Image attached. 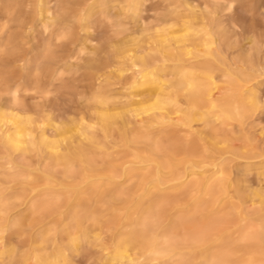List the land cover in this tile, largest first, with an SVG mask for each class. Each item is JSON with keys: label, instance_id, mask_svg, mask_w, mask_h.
<instances>
[{"label": "rangeland", "instance_id": "1", "mask_svg": "<svg viewBox=\"0 0 264 264\" xmlns=\"http://www.w3.org/2000/svg\"><path fill=\"white\" fill-rule=\"evenodd\" d=\"M43 1H46V7L49 8L48 16L51 19H40L39 16L36 18L37 12L35 11H38L39 0H0V124L5 123L10 127L16 125L12 117L15 113V104L19 103L20 107L31 110L34 118H37L34 109L41 107L49 117L43 121L45 128H48L47 134L52 139H57L61 145L64 143L63 138L68 139L77 136L76 127L79 126V118H83L88 123H85V126L91 125L95 120L94 95L98 86L112 89L115 87L117 91L114 90V92L120 93V96H126L130 94V91L141 92L143 90L141 86V88H127L131 85V80L126 73L131 68L128 66L131 62L127 59H123L124 61L121 59L123 65L121 64L119 68L115 67L108 73L106 72L98 81L96 79L97 74L102 71L100 67L111 58L112 51L117 47L114 45L122 36H127L125 44L131 50L143 47L146 53L158 54L166 48L173 51L176 46H182L183 41L185 42L183 33L191 32V27L194 25L196 26L193 28H201L205 23L208 28L226 31L227 40L220 45L222 57L228 58L229 63H232L233 60L236 62L240 57H245V59L242 58L244 64L246 58L253 54V46L249 37L264 38V0H236L231 7L227 5V0H190L201 10L203 21L188 17L186 21L193 19L191 22L194 24L189 25L186 22L187 28L185 29L177 26L175 27L176 31L173 28L172 31L165 30L167 32L161 31L160 33H155L154 29L164 17L163 15L169 9L179 6L181 1L174 4V0H145L140 6L138 16H135L125 0H95L90 6L91 9L89 7L86 10L82 20L78 18L79 8H74V6L78 7L76 3L79 0H77L78 2L75 0ZM253 4H259L260 9L258 8L253 12L251 10V7L255 6ZM71 9H74L73 15ZM182 9L183 7L179 8V10ZM136 20L139 21L136 22ZM166 34L169 35L166 36ZM177 35H180L178 40L182 39L176 41ZM199 37L201 38H197V41L194 40L197 47L192 45L194 42L190 45V42L188 43L189 46L192 45L188 47L190 51L192 50L191 52L185 48L186 51H189L187 54L189 57L190 53L193 56L197 52L201 54L214 47L207 35ZM201 40L205 44L201 43ZM45 45L50 51L47 52L46 58H43ZM161 46L164 47L163 50ZM169 46L171 47L169 48ZM49 52L50 55L53 53L52 57ZM262 54L259 53L261 59ZM187 55L185 57H188ZM62 59L63 61L68 59L69 63L60 67L62 71L60 73L59 69L60 77L56 75L51 78L47 75L44 77L39 71L34 70L36 65H43L45 61H48V65H53L56 62L58 65L59 63L62 64L63 62H60ZM35 61L38 64L35 65ZM220 62H218L219 66H221ZM163 63L169 64L170 61L165 60ZM240 67L245 68V65L236 62L235 65L231 66L235 71H238ZM41 71L44 73L46 70L43 67ZM221 73L219 70L218 75ZM52 78L53 80H51ZM218 79L220 81L221 78ZM252 82L256 83L254 84V91L260 105L254 109L256 111L246 113L242 120H230L231 126L226 129L230 140L226 144L217 145L220 151L223 150L219 156V159H223L221 163L222 178L219 180L222 181H218L217 189H219L216 194L218 201L221 200V202H219L220 208L209 209L213 219H218L217 221L220 219V226L226 224H233L232 227L240 225L242 224L241 219L246 217L250 223H254L251 230L258 222L253 217L256 218L263 212L260 210V206L264 210L259 201V196L264 195V75ZM14 90L17 91L14 93ZM152 102V99H148L144 105H150ZM152 112H162L169 118L179 115V113H174L173 109L167 111L149 109L141 115ZM70 115L75 121L67 123L63 130H54L49 125L50 119L58 122L60 119H69ZM198 124L199 122H194L193 128H200ZM18 133L14 134L13 138L15 141L18 139L19 146H22L21 140H23L24 134L22 130ZM177 133L181 136L185 134L182 129L177 130ZM97 134L102 136L98 130ZM118 140L117 133L112 132L107 143L109 145L107 151H112V153L108 157L96 155V170L87 171L75 160L70 177L64 179L63 168H60L56 172L58 180L52 182H45L40 177V168L42 169L46 163L47 159L44 156L47 157L48 151L41 148L26 155L30 179L21 184L22 186L15 184L13 187L15 192L21 193L20 201L22 204L10 212L12 223L6 226L5 232L2 234L5 247L4 252L0 254V259L5 258L4 261L10 262L18 260L21 256H26L28 264H146L145 261H140V252L135 253L133 250H128L129 253H127L130 257H127L126 253L125 258L119 260L113 259L112 252L115 243L121 237L119 235L121 226L131 222L133 213L137 210V203L147 204L150 199L156 200L160 197L161 199L157 200L156 216L160 215L161 219L158 217L159 220L161 222L167 221V225L171 226H167L165 229L170 228L171 230L168 229L167 231H173L172 229L178 226V229L181 230L179 237L185 238L189 236L188 232L189 234L191 232L194 238L190 234L191 237L189 236L188 239L193 244L195 238L197 239L195 232L197 225L206 212V210L201 209L199 198L208 182L207 178L212 171L211 166H207L206 170L202 167L203 165L192 167L193 171L190 176L183 175L172 183L157 184L155 187L157 193L148 196L145 189L141 188V179L150 180L153 170L147 163L137 162L130 147L121 144L122 142ZM1 141L0 152H3L5 148L11 152L9 145L5 144V141ZM232 148H235L236 151L232 152ZM245 151L247 152L244 156L240 153L236 154V152ZM12 153L16 155L19 151ZM0 184H3L2 178H0ZM1 185L0 188L6 184ZM39 187L54 188L55 191L51 193L52 196L65 197L69 200L74 198L82 200L89 211L87 217L81 221L82 228L76 230V225L66 218V213L61 216L55 214L42 219L40 213L30 208L31 203L41 198L37 193L34 195L32 191V189L37 190ZM107 193H113L115 198L113 203L101 202L103 194ZM156 194L158 198L155 197ZM217 214L220 217H217ZM164 215L165 219L163 218ZM239 216L243 217L240 219ZM180 221L187 225L184 226ZM188 225L195 227V231ZM184 232H187L186 235L183 234ZM73 236L77 239V248L72 244ZM188 239L186 240L189 242ZM189 251L190 249L185 251L184 260L193 264L194 260L192 261V259L195 258V254H193L194 257L190 256L191 252ZM241 252L231 257L232 264H245V260H243L245 253L243 250ZM105 253L109 254L104 257ZM128 258L132 260L130 261ZM188 258L192 259L188 260ZM262 259L258 264H264Z\"/></svg>", "mask_w": 264, "mask_h": 264}, {"label": "bare ground", "instance_id": "2", "mask_svg": "<svg viewBox=\"0 0 264 264\" xmlns=\"http://www.w3.org/2000/svg\"><path fill=\"white\" fill-rule=\"evenodd\" d=\"M75 1L78 2L77 0ZM125 1L130 11L135 16H138L140 6H142V2L145 0ZM178 1H181L179 6L169 9V11L167 10L168 12L163 15L164 17L160 20L156 29H154L155 33H160L161 31L167 32L168 30L172 31L177 26L185 29L187 28L186 22L189 25L194 24V22H191L193 19H197V21L201 19L203 21L202 12L198 9L197 5H194L190 0H174L173 3L175 4ZM234 1L236 0H227V5L231 7ZM94 2L95 0H79L76 3L78 7L73 5L74 8H79L77 12L79 19L82 20L84 18L86 10ZM253 5H251L253 7L249 6L253 12L258 8L260 9L259 4ZM180 7H183V9L179 10ZM247 9L250 10V8ZM35 12H37L36 18L39 16L40 19H51L48 16L49 8L48 6L46 7V1L39 0L38 11ZM188 17H192L193 19L186 21ZM199 24L202 25L201 23ZM204 24L201 28L199 27L200 29L193 28L196 25H192L193 27L190 26L192 31L183 33L185 42L183 41L184 44H181L182 46L175 45V48L172 46L173 51H169L168 48L163 50L164 47L161 46L163 47V51L157 48L160 51L158 54L146 53L143 47L131 50L125 44V38L127 36H122L117 40V44L114 45V47L116 45L117 47L112 51L111 58L102 67L99 66L102 71L97 74V81L106 72L108 73L115 67L119 68L122 64L121 59H127L131 62L128 65L131 68L126 72L131 80V85L127 88L142 87L143 90L141 92L130 91V94L126 96H120V93L114 92L116 90L115 87H113L114 89L108 87L101 88L97 85L98 90L94 95L96 105L95 120L91 125L85 126L84 124L87 122L83 118H79V126L76 127L77 136L75 138H63L64 143L62 145L57 142V139L54 140L47 134L48 128H45L43 121L44 119H49V117L44 109L41 107L34 109L37 114V118H34L31 110L20 107L18 105L19 103L15 104V113L12 117L16 125L10 127L5 125V123L0 124V141H5V144L9 145L11 149V152L6 150V148L3 152H0V178H2L3 184H6L5 186L0 184L3 186L0 188V254L4 252L5 247V242H3L4 236L2 234L5 232L6 226L12 223L10 212L16 206L22 204V201H20L22 197L21 193L15 192L13 187L15 184H24L30 179L29 164L26 161V155L36 152L41 148L47 150L48 152L45 151L47 152V157L44 156L47 160L43 168H40V177L45 182L58 180V174L56 172L60 168H63V177L66 179L72 174L75 160L87 171L91 172L96 170V155L99 154L106 157L111 155L112 151H107L109 149V145L107 144L109 142L108 138L112 132H116L118 141L130 147L137 162L147 163L150 165L151 170H153L150 180L147 178L141 179V188L145 189L148 196L157 193L155 188L157 184L172 183L183 175L190 176L193 171L191 169L192 167H201L203 165L202 167L206 170L207 166H211L212 171L207 178L208 182L199 198L202 207L200 208L206 210V212L204 211L205 213L202 215L201 222L199 224L197 223V231H195V227L188 225V227L194 228L193 231L197 234V239L195 238L193 244L188 239L191 232L189 234L187 231L189 236L185 238L179 237V231L181 230L178 229V226L172 227L173 231H167L168 229L171 230L170 228L165 229L170 225H167V221L161 222L159 220V218L161 219L160 215L158 216L159 218L156 216V207H158L157 200L161 199L156 194L155 197L158 198L156 200L150 199L148 203L146 201L147 204H142V202L137 203V210L133 213L131 222L121 226L119 233L121 237L118 238L112 252L113 259L119 260L123 257L125 258L128 250H133L135 253L140 252V261H145L146 264H189L184 260V253L190 249L189 252L192 254H188L190 256L195 254V258H188V260H194L193 264L195 261L196 264H232L231 257L242 250L245 253V258L243 259L245 260V264H258L261 261L262 256H264V210L262 206H260V210L263 211L262 214H259L256 218L253 217L258 222H256L252 230V224L254 223H250L248 218L246 219L243 216V218L239 216L240 219L242 218V224L240 225L232 227L233 224H223L224 226H220V219L219 221H217L218 219H213L209 209L219 207V202H221V200L218 201V195L216 194L219 189H217L219 185L218 181L222 178L221 163L223 159H219V156L223 150L220 151L217 145L220 143L226 144L230 140L226 131L231 126L230 120H242L246 113H251V111L260 105L254 91V84L257 81L256 83L252 81L255 82L256 78L264 75V38L256 39L252 36V38L249 37V41L253 46V54L251 57L249 55L246 58L245 64L242 62V58L245 59V57L238 56L240 58L236 62L243 64V66L245 65V68L240 67L238 71H235L231 66L233 64L235 65L236 62L233 60L234 63L232 61H230L232 63H229L227 61L228 58L222 57L220 51L221 43L227 40L226 31L224 29L216 31L213 28L206 27L208 25ZM174 31H176V28ZM180 35H177L176 41L182 39L180 38L178 40ZM202 35H207L210 43L214 47L209 48L201 54L197 52V56L196 54L192 56L190 53L189 57L187 54L190 48L188 47L192 45L197 47L194 40L201 38L199 36ZM166 42L168 41L166 40ZM193 42L194 44H192ZM188 43L192 45L189 46ZM201 43L204 42L201 40ZM44 48V55L42 57L46 58V54L50 50H48V46ZM185 48H188L189 51H186ZM259 53L260 55L263 53L262 59L259 57ZM186 55L188 57H185ZM200 56L204 57L201 58ZM165 60L170 61V63L164 64L163 62ZM47 62H43V65H36L38 64L36 62V66L33 67L35 68L34 70L39 71L44 77L47 75L50 78L55 75L60 77L59 74L62 73L60 67L63 64L68 65L69 63L68 59H64V61L62 59L60 62L63 63H59V65L57 62L53 65H48ZM218 62H220L219 64L221 66L218 65ZM43 67L46 70L44 73L41 71ZM59 69L61 71L60 73ZM219 70L222 73L218 75ZM218 78H221L220 81H218ZM15 91L17 90H14V93ZM148 99H152L153 102L150 105H144ZM131 106L135 107L132 108ZM149 109L166 111L173 109V112L179 113V115L173 118L167 117L162 112L141 115V113ZM40 117L42 118L40 119ZM50 120L49 125L57 131L58 129L63 130L67 123L75 121L71 115L69 119H60L58 122L52 119ZM194 122H199L198 125L200 128H193ZM180 129L185 132L183 136L177 133V130ZM21 130L23 131L24 138L21 140L22 146H19V140L16 139L15 141L13 137L14 134H17ZM97 130L102 133L101 137L97 134ZM14 151H19V153L14 155L12 153ZM231 151L235 152L236 149L232 148ZM246 152H236V154L238 155L240 153V155L244 156ZM35 165L37 164L35 163ZM205 170L204 172H206ZM32 191L34 195L37 193L41 198L31 203L29 207L40 213L42 219L55 214L61 216L66 213V218L76 225V230L82 228L81 221L89 213L86 207L87 205L82 200H79V198L69 200V198L65 197L52 196L51 193L55 191L54 188L39 187V189H32ZM259 197V201L264 208V195L262 194ZM114 201L113 193L103 194L101 198L102 203H113ZM219 208L218 210H220ZM217 217L220 216L217 214ZM163 218H166L165 215ZM180 223L184 226L187 225L183 221H180ZM187 232L183 234L186 235ZM76 240V237L73 236V240L71 241L75 248H77ZM128 253L127 257H130ZM108 254L105 253L103 256L106 257ZM239 255L241 256V254ZM4 259H0V264H28V258L26 256H21L18 260L10 262L4 261ZM128 260L131 261L132 259L128 258ZM262 260H264V257Z\"/></svg>", "mask_w": 264, "mask_h": 264}]
</instances>
